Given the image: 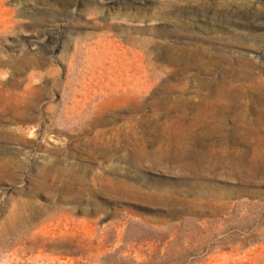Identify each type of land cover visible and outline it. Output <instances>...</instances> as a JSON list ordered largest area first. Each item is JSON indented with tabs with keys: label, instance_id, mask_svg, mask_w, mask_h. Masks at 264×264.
Here are the masks:
<instances>
[{
	"label": "rangeland",
	"instance_id": "1",
	"mask_svg": "<svg viewBox=\"0 0 264 264\" xmlns=\"http://www.w3.org/2000/svg\"><path fill=\"white\" fill-rule=\"evenodd\" d=\"M0 74V264H264V0H0Z\"/></svg>",
	"mask_w": 264,
	"mask_h": 264
},
{
	"label": "bare ground",
	"instance_id": "2",
	"mask_svg": "<svg viewBox=\"0 0 264 264\" xmlns=\"http://www.w3.org/2000/svg\"><path fill=\"white\" fill-rule=\"evenodd\" d=\"M83 57L85 58H83L81 62L71 64V73L67 76V82L65 89L63 90L62 95L64 99L61 103L66 107L62 110V113L64 114L63 117H65L66 120L77 117L74 105L76 101H78L80 88H84V86L92 84V81L86 80L87 77L85 75V73L89 70V60L92 63V59L90 58L91 56ZM173 58L174 60H178V57L175 55ZM105 62L107 61L104 60L101 63L105 64ZM7 81L8 79L2 77L0 74V119H9L10 121L20 125L18 127H20L21 130L25 131L27 129L28 132L33 134L32 129L34 127L27 126L26 123H30L31 121L37 119V116L34 114V108L36 106V102L40 98L38 84H35L33 80H31L29 85L24 89L20 86V84H15L12 87V85L8 84ZM7 85H10L11 87L9 86L8 89L6 88ZM66 90H71V93H66ZM68 103H71V105Z\"/></svg>",
	"mask_w": 264,
	"mask_h": 264
}]
</instances>
